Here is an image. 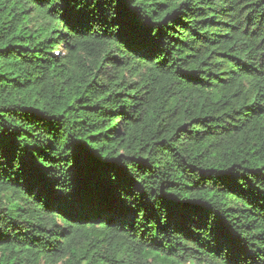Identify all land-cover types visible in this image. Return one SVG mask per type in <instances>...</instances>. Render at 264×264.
Listing matches in <instances>:
<instances>
[{
    "label": "trees",
    "instance_id": "trees-1",
    "mask_svg": "<svg viewBox=\"0 0 264 264\" xmlns=\"http://www.w3.org/2000/svg\"><path fill=\"white\" fill-rule=\"evenodd\" d=\"M0 264H264V0H0Z\"/></svg>",
    "mask_w": 264,
    "mask_h": 264
}]
</instances>
